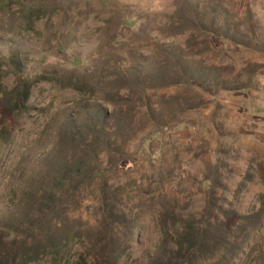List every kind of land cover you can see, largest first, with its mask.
<instances>
[{
  "label": "rangeland",
  "instance_id": "rangeland-1",
  "mask_svg": "<svg viewBox=\"0 0 264 264\" xmlns=\"http://www.w3.org/2000/svg\"><path fill=\"white\" fill-rule=\"evenodd\" d=\"M0 264H264V0H0Z\"/></svg>",
  "mask_w": 264,
  "mask_h": 264
},
{
  "label": "trees",
  "instance_id": "trees-1",
  "mask_svg": "<svg viewBox=\"0 0 264 264\" xmlns=\"http://www.w3.org/2000/svg\"><path fill=\"white\" fill-rule=\"evenodd\" d=\"M175 226H176L177 232H181V230L186 227L185 225L183 227V222H181V220H176ZM198 232H201L200 238L203 239V238L210 237V232H213V231L206 225V226L200 227ZM50 238H52V236L49 237L47 235V239L50 240ZM48 242L51 243L52 241H48ZM12 245H13L12 251L9 252V256L11 257V259H14L13 261L15 262V260L19 256H21L23 249L21 248V245H19L18 239L13 240ZM202 249H206V247H202Z\"/></svg>",
  "mask_w": 264,
  "mask_h": 264
}]
</instances>
